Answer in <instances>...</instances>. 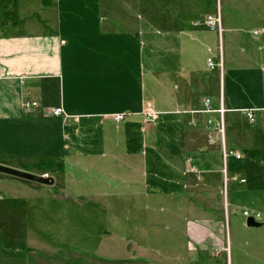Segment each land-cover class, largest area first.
<instances>
[{
    "label": "crops",
    "instance_id": "0c3cea01",
    "mask_svg": "<svg viewBox=\"0 0 264 264\" xmlns=\"http://www.w3.org/2000/svg\"><path fill=\"white\" fill-rule=\"evenodd\" d=\"M33 1L0 5V164L48 174L54 180L48 187L59 178L79 183L82 198L102 192L101 206L79 204L108 211L118 231L121 209L135 220L133 230L155 228L153 218L138 224L135 212L152 215L165 201L187 238L186 258L132 242L129 258L98 264H234L231 226L244 227L239 209L259 213V223L264 215V0H226L239 24L226 29L215 0L221 38L205 19L167 15L156 30L160 38L136 33L121 12L130 0ZM144 22L154 29L151 18ZM209 58L221 68L210 70ZM205 99L212 112H203ZM25 102L38 106L26 112ZM55 108L63 114L53 116ZM149 109L164 114L146 126L142 114ZM245 109L259 110L255 126ZM113 114L125 118L116 124ZM208 121L222 122L223 135L208 132ZM223 149L242 158L224 160ZM36 185L0 174V264L77 260L70 254L58 260L49 233L51 203L74 193ZM262 225L245 227L257 235ZM27 239L37 245L26 247ZM262 244L259 236L244 247Z\"/></svg>",
    "mask_w": 264,
    "mask_h": 264
},
{
    "label": "rangeland",
    "instance_id": "374dc122",
    "mask_svg": "<svg viewBox=\"0 0 264 264\" xmlns=\"http://www.w3.org/2000/svg\"><path fill=\"white\" fill-rule=\"evenodd\" d=\"M36 1L37 0H34L33 2L36 4ZM211 1L212 2L205 4L204 0H130V8L128 9L122 6L121 12L124 15H126V13L129 15L132 22L130 30L135 31L136 33L138 31L146 33L147 37L148 34H153V37L160 38L161 35L156 34V30L158 29V31L161 32L159 22L161 17L167 15L174 20L177 18L187 20L190 17L198 20L205 19L207 11L211 14H215V0ZM220 6L223 28L226 29L228 26L233 27V25H239L233 15L236 14L235 12L237 10L235 8H231L230 4L226 0H221ZM109 9L113 11L112 6L109 7ZM115 11L116 10L114 9V12ZM146 18H151L154 29L152 28L151 30L146 27L144 22ZM126 26L128 27V25ZM124 28L125 27L122 26V29ZM226 34L227 33H224V36H226ZM142 37V40L144 41L145 36ZM155 40L157 41L156 38L151 40L154 45L156 44ZM153 91L155 92L154 87ZM160 113L161 115L159 119L164 114L163 112ZM232 116L236 118L237 115ZM143 124L145 123L143 122ZM145 125L148 126L151 124ZM255 125L256 123L254 121V123L250 126ZM221 174L225 182L226 171L224 170V173L221 172ZM40 175H42V173ZM234 180L240 183L244 182V180L242 178L239 179L238 176H236ZM64 182L66 181L59 178L55 181V187L45 188L51 192H54V188H56L57 190L71 191L74 193L70 194V198H63L58 194L57 200H53V203H51L52 214L50 215V222L52 230H50L49 233H52L51 235L54 237L53 241L55 244H53L52 249L55 250L58 260H68L67 258L64 259L66 254H70V256L77 259L73 260V263L71 264H86L84 262L87 261V259L89 260V264H98L99 262H103V260L106 262V260L111 257H114L115 259H127L130 257V252L126 244L132 242H135L138 246H140V242H143L144 246H147L148 249L157 253L165 254L170 251H175L181 254L184 258H186L187 254H189L187 252V238L183 234L181 225H174V229H169V223L178 224L179 220L177 217H174L173 220L169 222V219L166 218V213L170 210V208L165 201L158 202L157 210L152 215L145 214L146 211L137 206L138 209L137 212H135V218L138 219V224L139 222H144V220L147 224L149 219L153 218L157 222L156 225H153L155 228L146 229L145 225V229L141 228L143 230H140L139 227L137 231L133 230L132 226L135 225V220L132 219V215L123 214L122 212L124 209H121L120 214L115 215L117 220H120L122 223H119L120 229L118 231L116 228H113L112 223L114 219H112V215L109 214L108 211H105L100 207L98 209L90 206H81V201L84 199L87 202L95 203L101 206L104 200L100 196L102 192L92 193L89 194L87 198H82L79 195V183L73 182L70 184L68 182ZM34 185L36 184L34 183ZM0 198H2V196H0ZM244 210L253 211L248 208L243 209L242 211L239 209L241 216ZM21 219L22 218H20V220ZM260 220L261 217L258 221L260 222ZM242 222L244 227L241 225L235 228L231 226V236L233 242L232 257L235 261L234 264H264V215H262V227L258 228L259 231H255L260 232V234L257 235L248 233L250 231H247L249 229L245 227V219H242ZM31 225L37 227L38 224L32 222ZM133 231L137 234L138 240L134 238ZM140 233L143 234L139 235ZM145 233H147L146 237H144ZM102 236H104L103 243L98 245V239ZM259 236L261 240H263V244L261 247L255 246L254 250L256 252H253L254 250L252 248L249 249L244 247V242L246 240L254 242L259 239ZM86 237H88L87 241ZM124 238L129 239L127 241L128 243L124 242ZM24 244L26 247H35V245H37L35 240L32 239L25 240ZM136 250L139 252L140 248H137ZM225 253L227 254V251H225ZM91 260H95L96 262L92 263Z\"/></svg>",
    "mask_w": 264,
    "mask_h": 264
},
{
    "label": "built area",
    "instance_id": "2783aa9c",
    "mask_svg": "<svg viewBox=\"0 0 264 264\" xmlns=\"http://www.w3.org/2000/svg\"><path fill=\"white\" fill-rule=\"evenodd\" d=\"M205 25L210 31L216 32L217 35L221 38L223 29L221 26V18H220L218 6H217V11L215 14L206 16ZM258 32L259 31H255L254 34H257ZM206 66L210 70H214L215 68H221V63L215 64L213 62V60L211 58H209L206 60ZM37 106L38 105L36 104V102H25L22 104V109L27 112L29 109L35 108ZM212 111L213 110L209 106V100L205 99L203 102V112H212ZM217 111L221 114L224 112L223 108H219V110H217ZM256 111H259V110L245 109V110H242L241 112L246 116L248 122L250 124H252L255 121L254 113ZM50 113L53 116H61L63 114V112L60 108L51 109ZM142 115H143V122L145 124H152L159 119L161 113L157 112L155 110L149 109V110H145ZM124 118H125L124 114H113L111 116V120L116 124L121 123L124 120ZM207 130L210 133H213V134L216 133V134H219L220 136H222L223 132H224L223 123L218 122L216 124H213L212 121H208ZM210 142H213V138L212 139L210 138ZM223 157H224V160L228 157H233L236 160H240L242 158V156L239 152L227 151L225 149H223ZM45 177H47V175H45ZM242 216L245 220L249 217L253 218L255 221H258L260 219V214L255 212V211L244 210V212L242 213Z\"/></svg>",
    "mask_w": 264,
    "mask_h": 264
},
{
    "label": "water",
    "instance_id": "95a60500",
    "mask_svg": "<svg viewBox=\"0 0 264 264\" xmlns=\"http://www.w3.org/2000/svg\"><path fill=\"white\" fill-rule=\"evenodd\" d=\"M0 174L24 180L27 182L35 183L41 186H52L54 180L51 177H45L42 175H37L27 171H23L17 168H13L7 165L0 164ZM245 225L250 228H257L261 226V223L256 222L253 218L249 217L245 221Z\"/></svg>",
    "mask_w": 264,
    "mask_h": 264
},
{
    "label": "trees",
    "instance_id": "16d2710c",
    "mask_svg": "<svg viewBox=\"0 0 264 264\" xmlns=\"http://www.w3.org/2000/svg\"><path fill=\"white\" fill-rule=\"evenodd\" d=\"M15 2V0H0V5L1 6H3V7H6V6H8L9 4H11V3H14ZM171 210V209H170ZM166 215H167V217H169V222L171 221V220H173V218H174V216H172V214H171V212H167L166 213ZM171 217H173L172 219H171ZM178 225H180V224H178ZM144 233V232H143ZM143 233H140V235H142ZM147 236V233H145L144 234V237H146ZM143 237V238H144Z\"/></svg>",
    "mask_w": 264,
    "mask_h": 264
}]
</instances>
